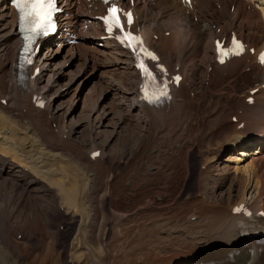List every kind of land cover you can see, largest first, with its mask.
<instances>
[{
  "label": "rangeland",
  "instance_id": "374dc122",
  "mask_svg": "<svg viewBox=\"0 0 264 264\" xmlns=\"http://www.w3.org/2000/svg\"><path fill=\"white\" fill-rule=\"evenodd\" d=\"M206 1L201 0L200 2L205 4L209 12L201 5L196 8V11L199 14L203 11L204 16L196 14L200 18L196 22L185 19L184 23H181L182 25L186 23L187 29L196 30V35L194 33L188 34L189 36L182 35L173 41H171L173 38H168L166 41V36L163 34L171 33L167 36L171 37L175 30L180 32L182 29L171 26L168 18H175L181 12L183 14V11L180 12L175 6L174 16L173 12L172 14L169 12L172 11L171 8L162 13L156 8L147 7L140 14L144 25H151L153 33H161L158 37L163 39L162 41L156 36L159 42L156 41L161 44H158L160 51L156 50L160 61L168 63L169 68L177 65L178 72L183 77L187 99L183 102L185 107L183 110H177L176 102L182 101V97L179 95V90H176L175 111L172 114L163 111L156 115V118L153 116L154 113H148L149 116L146 118L141 117L131 106L132 102L137 101V97L133 96L137 91V80L134 75L130 76L133 70L131 68L128 71L123 68L121 70L122 64L117 68L109 67L112 62H115V58L120 57L116 55L121 54L120 52L115 55L113 48L111 49L113 54L102 53L103 56L95 59L96 63H89L90 59L86 62L84 56H78L79 61L70 66L71 73L81 70L79 75L82 78L76 82H70L67 85L70 93L58 102V107L53 103L52 110L45 112V119L49 114L45 130L60 133V140L67 142L68 148L81 146L88 154L98 150L99 158L93 160L92 167L96 166L98 169V177H100L98 184L101 183L99 195L103 194L101 198L103 207L102 205L98 207H102L104 213L106 212L104 214L106 215L105 224L103 223L104 225L100 227L99 236L102 235L101 240L109 251L102 254L100 246H97L98 250H96L92 243H87V238L91 233L92 237L98 235V228L95 227L97 233H93L96 229L91 232L87 223L85 225L82 222L79 212H75L72 217L65 215L63 208H59L61 211L56 209L50 191L47 189L27 190L23 195L21 188L12 189L11 184L9 185L14 181L12 178L9 179L10 176L9 178L2 176L0 178L8 183L3 186V192H0V203L2 204H0V229L17 246L16 253H11L12 257H15V264H163L165 260L176 259L177 254L191 250L190 253L193 255L212 253L215 244H210L211 247L206 250L202 247V243L194 247V241L199 234L198 231L208 225L207 216L212 213L210 210L219 204L222 198L227 200L228 194H237V190H240V181L237 180L239 175L235 171L237 165L233 161L237 157L239 147L236 151H230L226 149L224 143L231 135L229 132H233L234 125L232 124L234 123L230 124L229 117L240 108L238 107L239 98L243 97L241 101L244 102L245 85L247 93L248 80L246 81L245 77L239 74L240 70L236 69V66L232 65L236 71L231 68V65L224 67L223 70L222 68L214 69L215 63H211L208 57L204 58L203 44L207 36L197 37L198 31L202 29L197 30V28L205 26L206 23L209 24L208 27L210 25L215 27L216 24L221 28L224 27L221 19L214 18L215 15H221L213 6L216 0ZM229 12L231 11H226L227 14ZM188 16L185 17L188 18ZM230 20L225 19L228 24ZM239 23L241 22H231L230 27L238 35H240V29L237 28ZM89 32L90 36H94L93 31ZM241 32L246 33L242 30ZM181 34L183 33L180 32L179 35ZM209 40L208 49L205 47L208 53L212 48V41ZM183 41L188 43L185 51L182 50L181 42ZM172 46L173 50H169L168 48ZM6 49L9 50L7 57L10 56L12 49L15 50L12 43H9ZM88 54L91 57L98 55L92 52ZM122 55L126 58L125 54L122 53ZM62 56L58 57V63H62ZM251 59H253L252 56ZM67 65H70L69 62H66L65 67ZM212 65H214L213 69ZM67 86L57 90L58 93L63 94ZM96 103L111 111L106 120L109 125L105 129L98 128L93 121L95 116L93 105ZM244 108L245 105L241 112ZM25 114L29 115L28 112ZM63 114L66 115L63 116ZM71 118L78 120L81 128L77 135L68 136L69 128L67 127L70 126L68 122ZM228 126L232 128L229 132L231 128ZM151 135H155L153 137L164 136L161 138L163 140L156 141L159 144L156 143L157 148L160 147L159 150L164 148L163 154L159 157L151 156L150 158L148 154L150 152L152 154L151 147L149 146V149L145 147L153 145L151 137H148ZM225 136H227L226 139ZM171 149L173 152L170 151ZM133 152L135 155L142 153L141 156L145 157L135 161ZM210 159L212 161L208 162ZM200 166L204 168H199ZM203 172H206L205 177ZM104 186L109 187L106 195L103 191L106 188ZM259 197L261 201H264V194ZM87 233H89L88 237ZM2 242L3 239H0V244ZM90 245L94 247L91 248ZM7 246L9 247L10 243ZM72 246L78 259L72 260L71 258ZM77 251L85 255L79 258ZM2 256L3 252L0 250V258Z\"/></svg>",
  "mask_w": 264,
  "mask_h": 264
},
{
  "label": "bare ground",
  "instance_id": "6f19581e",
  "mask_svg": "<svg viewBox=\"0 0 264 264\" xmlns=\"http://www.w3.org/2000/svg\"><path fill=\"white\" fill-rule=\"evenodd\" d=\"M147 1L148 2L146 3V6L150 8H157L158 11L160 10L162 13L164 12V10L167 11L166 9L171 8L172 11L169 12L172 14L175 6L180 10V12L184 11L181 10L182 8L180 7L182 6L179 7L180 4L175 0H152L153 3L155 4V6L153 7L150 6L151 0H147ZM231 1H233L232 4H234L233 11L229 12L228 14L226 12L224 13L221 12V15L218 16L215 15L214 18L217 20L218 17V19H221V21L222 19L223 20L231 19L230 21L232 23L234 21H240L241 23H239V26L237 27L238 29H240V33H239L240 35L238 34L237 35L241 38H244V36H246L244 40L245 42L250 44L249 48L252 46L255 47L254 52L252 54V58H254L256 52L259 49L264 48V0H231ZM256 5L259 7V9H257L258 7L257 8L255 7ZM201 7L203 8V6ZM177 8H175V10H177ZM177 12L176 14H179ZM181 13L177 16H175L174 13L175 18L174 17L168 18L169 19L168 23L171 26L173 25L179 29H182L180 32H182L183 34L179 35L180 32H178V30L177 31L173 30L174 32L171 35V37L170 36L167 37L171 33L166 35V41L168 38H173L171 40L173 41L174 39H177L179 36L182 35L186 36L191 33H194L196 35L195 33L196 30L194 31L190 28L187 29V27L185 26L186 23L183 25L181 24L184 23L183 20L187 18L185 17L186 15L184 13L183 14L185 16ZM189 15H193V14H189ZM199 15L204 16L203 11ZM210 15L209 17H211ZM73 18L80 23L86 21L85 18H83L82 21V19H79V16L77 15H74ZM178 19L179 21H177ZM13 20H14V15L10 7L5 5V0H0V100H5V104H2L0 102V177L3 176V178L4 177L9 178L10 176L9 179L12 178L14 181L13 183L12 182L9 183V185L11 184V187H13L12 189L21 188L23 195L25 191L27 192V190L36 189L40 191L47 189L51 193L52 201L54 202V204H56V207L55 206L54 207L59 211H61V209L63 208V212L65 213V215H71L73 217V214L75 212L81 213L80 215L82 216L81 217L82 222H84L85 225L87 223V226H89L91 232L93 229H96L95 227H97L99 231L98 235L96 234V237L95 236L92 237L91 235L92 233L90 234V236L89 233H87L88 234L87 237L89 236V238H87L88 242L87 241L86 242L92 243V245L95 246L96 250H98L97 246H100L99 248L100 253L101 252L102 254L106 253L109 250L107 249V246L105 245L103 240H101L102 235L99 236L100 227H102V225L105 224L104 218H106V215L104 214L106 212L104 213V211L102 210L103 205L101 204V202H103V199L101 200V198L103 194L99 195V192L101 191L99 186H101L100 185L101 183L98 184L99 183L98 178L100 179V177H98L99 175L97 172L98 169L96 168V166L92 167L93 161H91V159L88 157L89 154L86 152L85 149L84 151L81 146L68 148L66 144L67 142L64 143L62 140H60L61 139L60 133L59 134L51 133V131L47 129L48 127L46 128L47 130H45L46 122L49 114L48 115L46 114L47 115L46 119L44 117V114L45 112L47 113L48 111L52 110L51 107L53 103H55L56 107H58L59 106L58 102H60V100L63 97L67 96L70 93L68 89L69 87L67 86L70 82L72 81L76 82L77 80H80L82 78L79 75V73H81L80 72L81 70H78L77 73H71L70 71V66L76 64L77 61H79L78 56L81 57L84 56L86 62L87 60L90 59L91 61L89 63L93 64L96 63L98 56H101L103 52L110 55L112 53L111 51L112 47L107 44H103L102 47H98V46L95 47L92 44V39L89 36H87V34L82 33L79 35V43L77 45H73V46L62 45L60 49H51V50L45 48L44 51L42 53L37 54L36 58L34 59L33 67L37 68V74L29 81L28 84H25V87H20L15 83L16 75L13 68V60L16 52L15 50L13 52H10L11 53L10 56L7 57L8 54L6 49L8 43H12L13 48L15 49L19 43L17 33L15 32L14 29ZM180 20H182L183 22ZM231 22L229 23L230 25ZM208 25L209 24L206 23L205 26L203 27L200 26L197 28V30L199 28H202L200 31H198L199 34L197 33L198 35L197 37L201 38L200 36H204V35L207 36V38H205L204 36L206 40L204 41L203 44V50H204L203 56L204 58L208 57V59H210V55L207 50L208 49L207 45L210 44L208 42L210 41L209 39H211L212 41L215 38V36L212 34L214 28L212 27V25H210L209 27ZM184 26L186 28H184ZM209 28L210 29L213 28V29L210 30ZM241 30L243 32L246 31V33L242 34ZM143 31L145 32L146 42L152 44V46L158 51L159 50L158 46L161 45L158 43L159 42L158 36L161 33L159 34L151 33L149 32L148 27H145ZM152 35H156L158 37L157 38L158 42L153 41L151 39ZM160 40L162 41L163 39ZM181 44H182V50L185 51L188 48L187 45L188 43H185V41H183L181 42ZM205 47L207 49H205ZM168 49L173 50V46L172 48H168ZM210 50H212V48ZM184 51H180V52L183 53ZM90 52L98 55L91 57L88 54ZM119 55L120 57L115 59L113 58L115 62H112V64L109 65V67L117 68L119 67L120 64H122L121 70L123 68L128 71V69L131 68V64L127 62V59L125 57H123L124 55H122V52ZM59 56H62V61H61L62 63H58L57 61ZM121 57H123L124 59ZM242 60H243L242 57H238L237 59H232L231 61L226 62L221 66H217L216 64H214L215 68L214 65H212V69L222 68L223 70L224 67L231 65V68L235 70V68L232 66L234 65L236 66V69L238 68V70H240V66H238V64L241 63L242 65ZM66 62H69L70 64L67 65V67H65ZM80 65L81 63L79 64V66ZM243 68L244 70L242 71L240 70L239 74H241L242 77H245V79L248 80L247 81L248 89H247V93H245L246 97L250 96L249 92L251 89L253 88L256 89V92L253 93L252 95L253 104L250 106L247 105L245 102H242L240 99L238 100V103L241 101L239 103L240 109H243L244 105L245 108L243 112H240L236 116V121H237L236 123L232 124L230 122L232 126L234 125L233 132H229L232 130V128L231 126L230 127L228 126L229 128H231L228 130V132L231 135H229L228 138L227 136H225V139L226 138L227 139L224 143L226 144V149L230 151H236V148L239 147L237 152V157H235L233 161L237 165L235 167V171L239 175L237 180L240 181V190H237L236 192L237 194L235 193L228 194L227 195L228 199L226 200V198L224 199L222 198L219 204H216V206L213 207L211 205L213 208L212 210H210L212 212L210 216H207L208 225L198 231L199 234H197L195 238L194 247L202 243L201 244L202 247L207 250L211 247L210 244H215L211 254L206 252L205 255H198V254L193 255L190 253L192 251L191 250L187 253L177 254L175 256L176 259L171 258L165 260L163 264H172L173 262H175L176 264H203L200 262L201 261L205 262L206 260L213 261L218 259L219 257L222 256L225 257L226 253L229 250L237 251V254H232L231 256L232 261H226L223 263L214 262L213 264H244V263L264 264V246H262L260 252L257 253L256 247L253 244H250L248 241H246L245 238H243L244 235L242 236L240 234V229L236 217L229 213L231 207L236 206L240 203H250L252 210H257V208L260 207L262 203H264V201H261L259 197L262 196V194H264V168H262L264 166V79L261 74L254 72V70L257 69L255 63H253V66L251 69H249L250 70L249 72L245 71V67ZM228 69L230 70V67ZM216 72L217 71L215 70V73ZM133 73L131 72L130 76H133L134 75ZM128 74L129 73L127 72V75ZM253 75L254 77L252 79ZM66 86L67 88L64 89L62 92L63 94L60 95V93H58L57 90H60L61 88H64ZM77 86L78 84L76 85V87ZM33 92L38 93L41 97L45 99V103L42 109L36 110L31 106L30 96L31 93ZM179 95L180 97H182V101L176 102V105H178L177 108L178 111L183 110L184 107L183 102L187 100L183 88L179 89ZM133 96L137 97V101L135 100L134 102H132L131 106L143 118H146L147 115L149 116L150 113L152 114L154 113L155 115L153 114V116L155 117L156 115L160 114L163 111H170V114H172L175 111L174 99L170 101L169 105L162 107L161 110H150L138 100V94L136 92L135 94H133ZM257 96L259 98H257ZM242 104L244 105L242 106ZM93 106H94L93 114L95 115L93 121L98 125V128L105 129L106 126L109 125V123L108 124L106 123V120H108L107 117L110 115L111 111H108L109 109L107 110V108L100 106L97 103ZM26 112L29 113L28 116L25 114ZM67 112L68 111H66V113ZM65 115L63 114V116ZM240 120H246V121L243 123L242 127L237 128V125L239 124ZM173 121H175V119ZM247 122H249L250 124L247 125L246 124ZM78 123H79L78 120L75 119L73 120L72 118L69 119L68 124H70V126L68 127L66 126L67 128H69L67 132L68 136L77 135L80 132L81 125H79ZM162 124L160 125L161 128L163 126ZM162 135H157L156 137H153L155 135L148 136L151 137V142L154 145L153 146L150 144L145 146L147 148L149 146L151 147L149 148L151 149L150 151H152V154L150 151H149L150 153L148 154L150 158L151 156L159 157L160 154H163L164 148L163 150H159L160 147L157 148L158 143L156 142L157 140H160L161 138L164 137ZM59 141H61V143H59ZM164 144L167 143L164 142ZM170 151H172V149ZM132 155H134L133 159L135 161L141 160V158L145 157V156H141L142 153L135 155V153L133 152ZM212 160L214 159L212 158ZM212 160L210 159L208 162ZM205 162L204 165L206 164ZM159 168H161V166ZM206 172H203L204 177L206 175L205 174ZM129 180L130 179H128V181ZM6 183L8 182H6L5 179L3 180L0 178V192L3 190V186ZM104 188L105 189H103V191H105L104 194L106 195L108 193L107 190L109 189V187L104 186ZM100 205H102V207H98ZM217 206H219V208ZM261 222L264 221L261 220ZM93 233H97V229L96 232L94 231ZM117 233L118 230L115 234L117 235ZM0 239H3V242L0 244V250L3 252V256L0 258V264H15L16 263L15 257H12L11 253L12 254L16 253L17 246H15V243L12 242L9 239L8 235L4 234L1 229H0ZM9 243L10 246L8 247L7 245ZM94 246H91V248ZM78 252L79 251H77V253ZM70 255L72 256L71 258H73L72 260H74V258L78 259V256L76 255V251L74 250L73 246ZM79 255H80L79 258H82V256L85 254L79 252ZM254 256H258V257L252 260ZM100 258L98 259L100 260Z\"/></svg>",
  "mask_w": 264,
  "mask_h": 264
},
{
  "label": "snow or ice",
  "instance_id": "6c2138e0",
  "mask_svg": "<svg viewBox=\"0 0 264 264\" xmlns=\"http://www.w3.org/2000/svg\"><path fill=\"white\" fill-rule=\"evenodd\" d=\"M109 0H105V3H108ZM12 3L17 8L18 11V23L26 30L29 31L32 35H42L47 34L51 25V11L53 10L54 0H12ZM119 9L114 5L108 9V15L103 17L105 23L108 25L106 30L110 34H114L115 38L118 39L121 43H126V46L132 48L135 55L139 59L137 67L142 70V76L147 84L142 83L141 91L145 92L144 98L149 102H156L162 97L167 96V85L157 79L155 74L148 68L144 63V57L140 55V51H146L140 49L139 38L135 37L130 31H126L121 18L118 15ZM128 25L132 24V15L131 13H126ZM119 28L120 33L115 34V29ZM31 37H26L30 39ZM136 41L137 43H133ZM233 46L240 51H243V46L236 41L233 37ZM218 51H220L219 42L217 43ZM228 54L227 52L224 53ZM237 54H239L237 52ZM153 61L158 58L152 54L148 53ZM261 62H264V53L261 54ZM30 62V61H29ZM221 62H223L221 60ZM160 70L163 72L164 69L162 66H159ZM176 81H179V77L174 78ZM150 88L151 92L149 93L146 89ZM43 106V105H41ZM99 155L98 153H93V156Z\"/></svg>",
  "mask_w": 264,
  "mask_h": 264
}]
</instances>
